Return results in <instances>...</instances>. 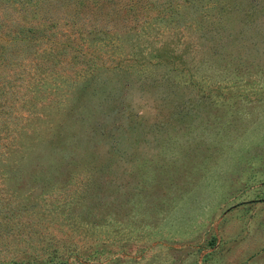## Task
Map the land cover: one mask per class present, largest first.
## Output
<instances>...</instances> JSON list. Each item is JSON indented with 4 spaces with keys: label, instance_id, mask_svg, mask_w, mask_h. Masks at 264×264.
<instances>
[{
    "label": "rangeland",
    "instance_id": "obj_1",
    "mask_svg": "<svg viewBox=\"0 0 264 264\" xmlns=\"http://www.w3.org/2000/svg\"><path fill=\"white\" fill-rule=\"evenodd\" d=\"M179 4L173 21L152 18L142 26L139 18V27L126 34L81 37L56 17L43 45L30 41L0 58L12 63L0 72L6 126L40 132L43 139L50 137L44 119L52 132L58 125L74 126L68 131L76 134L85 130L71 114L74 82L81 87L94 68L103 76L116 64L133 65L153 78L173 69L172 76L184 79L189 71L194 81L204 79L207 91L220 88L196 112L188 96L162 108L141 95L138 74L106 72L114 95L103 113H93L104 136L89 141V150L86 134L81 139L84 156L69 163L67 194L47 195L27 184L31 178L6 174L33 168L19 155L39 138L22 135L15 156L0 159V264H264V0L211 3L210 22L220 16L214 26L222 29L212 34L207 23L202 38L194 25L203 14L184 0ZM13 6L0 7V26L43 21L37 8ZM185 53L184 62L175 58ZM211 58L215 63H204ZM195 64L201 74L194 73ZM116 99L124 107L119 115L111 111ZM115 124L122 131L118 142L106 137ZM66 171L56 177L58 186ZM50 200L57 205L51 212L42 206ZM8 212L14 216L7 221Z\"/></svg>",
    "mask_w": 264,
    "mask_h": 264
},
{
    "label": "trees",
    "instance_id": "obj_2",
    "mask_svg": "<svg viewBox=\"0 0 264 264\" xmlns=\"http://www.w3.org/2000/svg\"><path fill=\"white\" fill-rule=\"evenodd\" d=\"M215 1L216 0H184L189 7L192 9L195 8V12L200 11L203 14L202 17L197 15L198 19L195 21L194 25V29L200 32L199 38H202L203 36L205 37V34H209L207 33L208 30H205V24L207 23L211 29L209 32L212 34H214L213 31L222 29V27L217 28L214 26L215 19L219 20L221 18L220 16L211 20V22L209 19V13H211L210 9H214V7L210 6V4L215 3ZM11 4L14 5L13 10L17 9L18 11L23 12L25 8L28 10V7L32 6L34 7L33 9L37 8L38 11L44 13L45 16L43 17L42 22L30 24L29 26H24L20 23H13L11 26L10 24L0 26V58L4 57V60L10 57L12 52L16 53L18 50L23 51V48H27L29 46L30 41L34 42V47H39L41 44L43 45V35L48 31L47 29L57 26L56 24L58 23V20L60 21L58 25L70 24L76 29V33L81 37L83 36V33H86L89 36H103L109 33L126 34L131 29L139 27V18H142V26H145L149 19L152 18L160 21H173L176 19V16L180 12V8L183 6V4H179V0H0V7ZM221 5L226 6L225 3H222ZM56 17H59L57 18L58 20L55 19ZM54 21H57V23H54ZM41 26H45V28ZM189 27H191V25L188 23L185 28ZM207 41H210V39H207ZM211 42H213L212 46L216 49L214 41L212 40ZM109 45H111L114 50H119L117 45L110 43ZM53 46V50L57 48L56 45ZM188 49H191V46L187 45L183 52H186ZM158 55L159 54H157V57L155 58H160ZM77 57L78 56H76V58ZM185 57L186 53L175 56V58H177L181 63L185 61ZM120 59L119 61H121ZM207 62L215 63V60L211 58L210 61H204V63ZM9 65H12V63H0V72L3 71L1 67ZM122 65L116 64L112 71L105 70L103 72V76H101L98 72L96 73L98 68H94L88 74L89 78L82 79L84 84H82L79 88V82H74L75 89H77L76 93H74L76 96V102L74 101L71 106V114L73 116L78 114L80 120L85 122L84 124L86 125V128L84 125L85 130L81 131L79 134L68 131L71 128L76 129L74 126H69L70 128L67 129L68 127L62 125L56 126V130L52 132V126L50 125L48 119H44L43 121L45 122L47 129L50 131V133H48L50 137L48 136L47 139H43V137L39 138L40 132H38V134L33 131L27 133L22 130L24 127H20L19 129H10L6 126L8 124V119L3 117L4 115L1 111V109H4L2 105L7 107V103L4 104V102L7 101L8 98H0V122L5 124V126L0 129V159L12 158L15 156L14 153L18 151L16 149H18V141L22 139V135H28V138L31 136L39 138L38 140H33L35 143L32 142L29 146H27L26 151L19 155L20 157L16 155L20 158H18L20 161L26 159L32 162L33 168L30 173L28 172L24 174L23 171L20 170H10L6 174L13 178L18 177L19 179H22V177L31 178L29 181H32L33 183L28 182L27 184L35 183L38 185L37 188L40 189L42 193L47 195L52 191H65L64 193L66 194L67 191H70L71 187L67 185V182L71 181V170L68 169V167L70 165L69 163H73L77 160V157L84 156V152L82 154L79 149L81 139H83L86 134L87 145L85 148L89 150V141L97 140L99 136H104L102 133L105 131V128L102 125L95 123L96 119L94 120V118L98 117V114L93 113H98L97 109H100L103 113L106 109L105 106H108L113 98L112 94L115 89L110 88L111 83L106 79V72L114 73L117 77L122 74H126L129 77H131V75L138 74V78H135L134 80L140 84V88L138 89L141 95L143 96L145 93L149 96V98L153 99L156 104L159 102L160 104H158V107L162 108H168L169 103L172 102L171 100L179 99L181 96H188L193 98V102L190 104V107L191 110L194 109V112H196L195 110H199L200 106L209 97L208 93L220 89L218 85H214L207 91L204 87V79L194 81V74L189 73L186 68H184L188 71V76L185 75V77H188L186 79L183 78V75V77L178 75L172 76L173 69L168 70L166 74L161 75L159 78H153L141 74L144 68L143 70L137 69L138 71L136 72L133 70L134 66L129 65L130 70L128 71L127 69H129V67L127 66L124 68ZM151 66L158 67L160 66V63H155ZM184 69H180L178 74L181 75ZM236 70H238V68H236L235 71ZM193 71L196 74H201L203 68H201V66L198 67L195 64L193 66ZM141 75L144 77L141 78ZM147 78H149V80H146ZM216 84L218 83L216 82ZM8 85L7 88H9ZM133 85L135 84L133 83ZM133 85L130 84L131 88H133ZM2 90L3 89L1 87L0 94ZM188 93L193 94L192 97L187 95ZM81 96H84V98L81 99ZM114 101H117V106L111 108V111L112 113L116 112L115 115H119L122 109L124 111V107L121 108L122 100L116 99L113 100V102ZM186 102L187 101H184L183 103ZM54 104L58 103L54 102ZM129 105L130 104L126 106L129 107ZM184 106L185 105L181 103L179 104L180 108H184ZM189 109L190 108L188 107L186 111L189 112ZM125 113L126 112H123L122 114ZM25 120L27 121V117L24 119V122ZM105 120L101 122L105 123ZM109 132L110 134L106 136L108 139L112 142L120 141L119 133H122V131L118 124H115L113 129ZM65 168L67 169L66 175L62 179V184L58 186L59 181H57L56 177L62 176L63 169ZM31 187L33 188V185L28 187V189ZM55 203V200H50L47 203H43L42 206L47 207L48 205L49 207L46 209L51 212L57 206ZM51 206L53 208H51ZM13 216V212H11V214L8 212V216L3 215L7 221Z\"/></svg>",
    "mask_w": 264,
    "mask_h": 264
}]
</instances>
